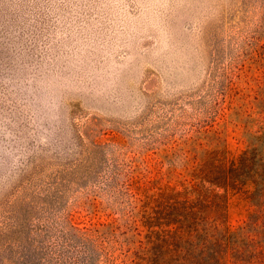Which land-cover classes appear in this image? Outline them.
I'll return each instance as SVG.
<instances>
[{"label":"rangeland","instance_id":"obj_1","mask_svg":"<svg viewBox=\"0 0 264 264\" xmlns=\"http://www.w3.org/2000/svg\"><path fill=\"white\" fill-rule=\"evenodd\" d=\"M263 16L264 0H0V264H55L71 226L117 220L126 173L176 185L168 151L213 121L236 158L243 128L213 95ZM249 208L230 194L231 229Z\"/></svg>","mask_w":264,"mask_h":264},{"label":"trees","instance_id":"obj_2","mask_svg":"<svg viewBox=\"0 0 264 264\" xmlns=\"http://www.w3.org/2000/svg\"><path fill=\"white\" fill-rule=\"evenodd\" d=\"M245 40L247 51L221 69L213 95L223 116L243 128L244 150L229 158L216 121L213 131L174 143L165 159L173 173L182 169L177 184L126 173L122 195H112L121 216L101 228L71 226L55 264H264V16ZM231 193L250 206L234 229Z\"/></svg>","mask_w":264,"mask_h":264}]
</instances>
